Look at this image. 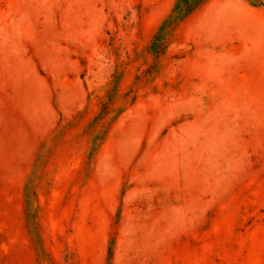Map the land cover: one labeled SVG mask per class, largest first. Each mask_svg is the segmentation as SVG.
<instances>
[{"label":"rangeland","instance_id":"1","mask_svg":"<svg viewBox=\"0 0 264 264\" xmlns=\"http://www.w3.org/2000/svg\"><path fill=\"white\" fill-rule=\"evenodd\" d=\"M194 2L0 0V264H264V0Z\"/></svg>","mask_w":264,"mask_h":264},{"label":"trees","instance_id":"2","mask_svg":"<svg viewBox=\"0 0 264 264\" xmlns=\"http://www.w3.org/2000/svg\"><path fill=\"white\" fill-rule=\"evenodd\" d=\"M199 2H200V0H198V2H194L193 4H191L192 6L191 5H186V8L184 10V13L185 14L189 13ZM178 12L180 13L181 10L178 9Z\"/></svg>","mask_w":264,"mask_h":264}]
</instances>
